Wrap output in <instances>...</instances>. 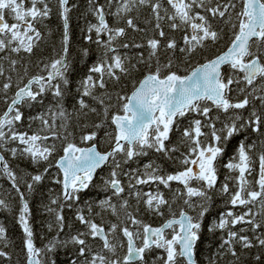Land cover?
I'll list each match as a JSON object with an SVG mask.
<instances>
[{"label":"snow or ice","instance_id":"obj_1","mask_svg":"<svg viewBox=\"0 0 264 264\" xmlns=\"http://www.w3.org/2000/svg\"><path fill=\"white\" fill-rule=\"evenodd\" d=\"M28 3L30 7L25 0H0V103L5 105L0 112V175L19 198L24 264H57L51 254L61 248L70 253L65 264H201L198 254L205 231L220 235L204 264H264V0H88L87 14L95 22L88 23L83 38L97 46L99 55L75 94L68 56L69 13L75 5L56 0L61 50L56 58L37 64L43 74L29 75L31 61L25 57L31 58L40 48L41 28L51 35L45 21L52 8L50 0ZM143 10L149 15L141 27L137 21ZM108 16L114 18L113 24ZM225 27L227 47L209 57L210 47L224 39ZM129 31L151 35L144 42L134 37L129 41L125 39ZM145 48L147 56L143 51L134 57L120 52ZM89 54L87 47L80 51L81 59ZM141 67L144 74L133 81L130 93L108 91L110 82L120 85ZM46 94L52 96L47 106ZM86 97L100 106L99 112ZM68 100L73 102L72 113L65 108ZM24 106L44 107L30 117L39 121L37 130H19ZM89 112L102 119L79 137L89 146L79 147L69 141V116L86 117ZM102 128L109 145L104 152L96 144ZM237 137L243 139L222 165L227 171L218 187L217 162ZM57 141L63 145V155L52 163ZM5 153L37 168L46 165L43 171L24 174L28 193L51 168L62 173V178L53 177L61 185L60 194L44 205L54 217L47 228L55 229V234L43 248L35 244L22 178ZM150 154L155 159L140 165V159ZM257 162V177L250 180ZM165 164L176 170L168 171ZM105 165L110 167L108 176L93 184L97 169ZM90 186L100 187L105 195L81 206L80 194ZM214 195L227 197L231 208L205 224ZM66 208L74 210L73 219L81 226L74 233H65L71 227L66 224ZM236 208L242 211L234 212ZM0 210H11L3 198ZM141 212L156 217L167 212L168 218L153 227L140 218ZM10 246L7 229L0 225L2 264L13 259L6 250ZM156 250L165 255L153 258Z\"/></svg>","mask_w":264,"mask_h":264},{"label":"trees","instance_id":"obj_2","mask_svg":"<svg viewBox=\"0 0 264 264\" xmlns=\"http://www.w3.org/2000/svg\"><path fill=\"white\" fill-rule=\"evenodd\" d=\"M100 3H104L105 0H99ZM72 5H75V7H71ZM25 6L30 7V4L28 3V0H25ZM52 8V13L50 16V19L45 21L48 28L51 29V35L48 34V32L41 28V31L44 33V40L41 42L40 48L38 50L34 51V54L31 58L25 57L26 60L30 59L31 63L29 65V75H37V74H43L40 71V68L37 67V64L43 60L45 63H47L49 60L56 58L57 54L61 50V37H62V24L59 19L58 15V5L56 3V0H50V5ZM69 6L71 7V11L69 13V20H70V41H69V60L71 62V69L69 73L70 81H71V90L73 94H75V89L79 84V81L84 77V75L87 73L88 68L96 63L97 57L99 55V50L95 44H91L89 42H86L83 38L84 36V30L87 28L89 22H95V18L87 14L88 12V0H69ZM167 6V5H165ZM107 11V9H106ZM114 11V8H113ZM149 15L147 10H143L142 15L140 17V20L137 21L140 23L141 27H144L143 20L145 17ZM6 18H8L6 16ZM9 19V22L11 23V19ZM109 24L114 23V18L112 16L107 17ZM37 27H40L37 25ZM150 27V26H149ZM167 31V28H166ZM151 32L144 34V33H132L129 31V36L125 39H128L129 41L131 38H135L136 42H144L146 39V36H150ZM177 37H179L180 33L176 34ZM93 37L95 38V33H93ZM229 42V33L228 28L225 27V34L224 39L220 41V43L215 47H210L209 52L207 55L209 57L217 54L220 51L225 50ZM87 47L89 49V56L85 59H81L80 57V51L82 48ZM143 51L145 56H147V49H134V50H125L120 49L121 54L127 53L129 56H135L136 52ZM196 59H200V57H197ZM202 62V61H201ZM133 63H135V59H133ZM195 63V60L193 61ZM5 67H7V62H5ZM144 74V69L141 67V70L138 72H133L132 75L128 78H123L120 85H113L111 82L108 85V91L109 92H119L123 90L124 92H129L132 90V83L133 81H138L142 78ZM101 90H97L99 92ZM86 102H88L91 106L97 107L98 112L100 111V106L97 105L91 98L86 97ZM50 101H52L51 94H46L44 96V105L47 106ZM72 101L68 100V102L65 104V108L67 109L68 113L73 112L72 108ZM112 103H115V100L112 101ZM5 109V105L0 103V112H2ZM45 109L42 106H36L29 108L27 106L22 107V111L24 112V120L23 122L18 125V128L20 131H34L37 130L39 127V121L32 122L30 121L31 116L37 115L39 112H43ZM87 111V110H85ZM111 111H115V109H112ZM110 111V115H111ZM102 119V115H98L97 113H88L86 117L80 116L77 118L75 115L69 116V125L68 130L72 132V136L69 137V141L76 143L77 145H87L82 144L80 142V135L83 134L85 131L93 130L91 129V125L94 123L99 122V120ZM32 123V128H28V124ZM57 123L59 124L60 121L58 120ZM87 123L89 125L88 129H84L82 126ZM219 127V125H218ZM104 131L105 129H100L99 135L97 137L96 143L98 144V147L101 150H108L109 145L107 141L104 139ZM176 133H173V141H175ZM255 137H253L254 139ZM243 139V137H237L234 138L228 147L227 154L220 160H218L219 170V180L217 182V186L219 187V184L221 181H223L224 176L226 174V169L222 166L224 163H226L230 156H232L235 152V148L238 146L239 141ZM57 144V151L54 154V156L51 158V162L54 163L56 159H58L62 154V147L60 141L56 142ZM16 146V145H12ZM6 158L9 161L10 166L17 171L18 176H20L22 179L19 181L21 185V190L25 191L26 198L28 199L29 206L31 209V219L30 223L32 225L33 231H34V239L35 244L39 248H43L44 245L48 242L49 239L52 238V236L55 234V229L53 231H49L47 228V224L49 222H52L54 220V217L50 214H48L44 210V205L49 204L50 199L56 197L61 192V185L56 184L54 182L53 177H56L59 175L62 178V173H59L58 170L53 167L49 170V173L47 176H45L44 180L36 186V190L32 193H28L26 188L24 187V179L26 177L24 176L25 173H36L37 171H43V168L46 166L44 164H41L38 168L37 166L32 165L27 159H13L10 155L5 153ZM149 159H155V156L151 155L149 157H143L140 159L139 163L140 165L147 163ZM137 165H132V167H136ZM165 168L168 171H175L176 168L171 166L170 164H165ZM110 172V167L108 165H105L104 167L100 168L96 176L93 179V184L99 185L101 178H106L108 176V173ZM258 173V162L253 166V173L251 176L248 177V179L253 180L257 177ZM235 175V173H233ZM121 179H125L124 177H121ZM175 187V185H174ZM231 187V185H230ZM145 190H148L147 187H145ZM81 201L80 204L83 206L85 201L89 200H97L99 198H103L105 193L101 191L100 187H92L90 186L88 190L85 192H82L81 194ZM167 195V193H166ZM0 198H3L6 200V202L11 206V210H0V225H3L7 229V236L8 241L10 242V247L6 249L9 251L12 255V261L10 264H24V252L23 249V243H24V234L22 232V228L17 222L18 212L20 208V202L17 194L15 191L12 190L10 182L7 180L6 177L0 175ZM227 197H221L218 195L213 196V206L210 211V214L205 218V224H208L210 221L215 220L219 217V215L225 211H228L231 206L226 204ZM52 207H56L55 205H52ZM179 203L177 206H174L175 211L179 212ZM234 212L239 213L242 211L240 208L232 209ZM73 212L74 210L65 209L64 215L66 224L71 225V227L65 228V233L72 232L74 233L77 228H80L78 222H75L73 219ZM193 214L194 213H191ZM140 218L144 220L145 223L158 226L165 219L168 218V213L165 212L164 217H156L150 214H145L141 212ZM108 219H113L111 217H108ZM240 226L238 225L237 228ZM220 233H217L216 236H213L209 234L207 231L204 232L202 236L203 243L199 246V254L198 259L201 260V264H204V257L208 256L216 247V244L218 243V237ZM66 238V237H65ZM211 245V247H209ZM54 259H56L57 264H65V262L68 259V256L70 253L68 252V249L61 248L56 253L51 254ZM156 255H165L163 250H156L152 256L153 258ZM2 264V262H0Z\"/></svg>","mask_w":264,"mask_h":264},{"label":"water","instance_id":"obj_3","mask_svg":"<svg viewBox=\"0 0 264 264\" xmlns=\"http://www.w3.org/2000/svg\"><path fill=\"white\" fill-rule=\"evenodd\" d=\"M97 144V143H96ZM89 145H86V146H79V147H88ZM97 148H98V150L99 151H101V152H104L103 150H101L99 147H98V144H97ZM107 151V150H106ZM99 169H97V171H98ZM153 227H157V226H153Z\"/></svg>","mask_w":264,"mask_h":264},{"label":"flooded vegetation","instance_id":"obj_4","mask_svg":"<svg viewBox=\"0 0 264 264\" xmlns=\"http://www.w3.org/2000/svg\"><path fill=\"white\" fill-rule=\"evenodd\" d=\"M78 146H83V145H78ZM161 224H162V223H161ZM161 224H160V225H161ZM160 225H158V226H160ZM152 226H155V225H152Z\"/></svg>","mask_w":264,"mask_h":264}]
</instances>
